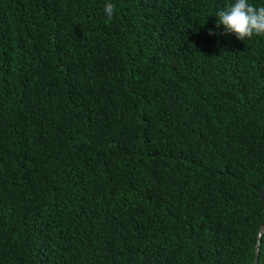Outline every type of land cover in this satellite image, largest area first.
I'll return each mask as SVG.
<instances>
[{
  "label": "trees",
  "instance_id": "obj_1",
  "mask_svg": "<svg viewBox=\"0 0 264 264\" xmlns=\"http://www.w3.org/2000/svg\"><path fill=\"white\" fill-rule=\"evenodd\" d=\"M231 2L0 0V264H264V37Z\"/></svg>",
  "mask_w": 264,
  "mask_h": 264
},
{
  "label": "clouds",
  "instance_id": "obj_2",
  "mask_svg": "<svg viewBox=\"0 0 264 264\" xmlns=\"http://www.w3.org/2000/svg\"><path fill=\"white\" fill-rule=\"evenodd\" d=\"M106 21H111L115 13V5L106 3L104 6ZM216 27L223 26L224 35H234L238 41L254 37H264V6L257 7L249 0H233L226 7L216 12ZM214 33L210 30L209 35ZM264 237L257 233V242Z\"/></svg>",
  "mask_w": 264,
  "mask_h": 264
},
{
  "label": "water",
  "instance_id": "obj_3",
  "mask_svg": "<svg viewBox=\"0 0 264 264\" xmlns=\"http://www.w3.org/2000/svg\"><path fill=\"white\" fill-rule=\"evenodd\" d=\"M264 189V184L262 185V188H261V191H260V196H261V199L263 198L262 197V190ZM264 229V216L261 220V224H260V231H262ZM257 253H258V248H256V251H255V255H254V260H253V264H257Z\"/></svg>",
  "mask_w": 264,
  "mask_h": 264
}]
</instances>
